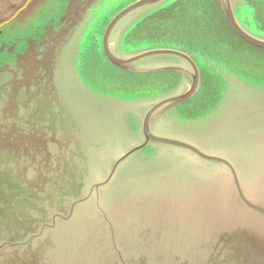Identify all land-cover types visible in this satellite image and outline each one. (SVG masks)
Listing matches in <instances>:
<instances>
[{
  "label": "water",
  "instance_id": "95a60500",
  "mask_svg": "<svg viewBox=\"0 0 264 264\" xmlns=\"http://www.w3.org/2000/svg\"><path fill=\"white\" fill-rule=\"evenodd\" d=\"M98 1L70 0L24 45L0 43V264H264V88L227 74L224 104H191L200 65L188 49L159 46L157 25L138 28L123 52L127 28L161 1L138 0L107 25L104 54L178 82L132 97L91 90L78 58ZM232 1L233 32L263 48ZM153 98L143 113L130 108ZM159 118L193 136L153 130ZM132 133L142 141L131 145Z\"/></svg>",
  "mask_w": 264,
  "mask_h": 264
},
{
  "label": "rangeland",
  "instance_id": "374dc122",
  "mask_svg": "<svg viewBox=\"0 0 264 264\" xmlns=\"http://www.w3.org/2000/svg\"><path fill=\"white\" fill-rule=\"evenodd\" d=\"M22 1L0 0V43L19 41L20 45H24L30 34L42 29L45 23L43 17L55 18L62 15L70 2V0ZM134 1L99 0L91 9L80 41L78 70L87 86L93 91L132 97L139 94L138 92L154 94L160 90L173 88L179 80V75L172 71L127 72L113 65L105 56L103 37L107 25L121 9ZM15 4L17 6L14 9L12 7ZM198 6L199 1H188L175 8V14L173 13L169 19L157 23L153 18L142 23L143 27L148 23L157 25V32L159 33L160 30V34H163L155 36L158 42L160 39L169 38L170 35L173 45L188 49L199 62L202 82L198 93L192 97L191 104L209 99L218 105L224 104L227 100L226 94L231 91L227 74L234 75L251 86L264 88V47L251 45L236 35L226 19L223 21L222 17H219L215 6L214 9L202 3ZM237 15L242 24L254 34L264 35V0H246V3L237 9ZM142 26L139 25V28ZM121 29L122 27L114 32L113 43ZM127 39L131 42L136 40L133 34L125 35L123 43ZM148 44L144 42L142 45ZM205 62L217 65L219 71H215ZM153 102L154 98L134 103L130 108L135 112L143 113ZM121 105L124 106L125 103ZM134 106H137V110ZM250 108L251 106H248V109ZM206 126L188 129L202 131ZM152 128L157 132L171 133L175 136L186 135L187 138L193 136L184 133L183 126L166 119L154 120ZM132 134L131 145L142 141L141 136L137 137V133ZM158 151L160 152V148Z\"/></svg>",
  "mask_w": 264,
  "mask_h": 264
},
{
  "label": "flooded vegetation",
  "instance_id": "af4514ba",
  "mask_svg": "<svg viewBox=\"0 0 264 264\" xmlns=\"http://www.w3.org/2000/svg\"><path fill=\"white\" fill-rule=\"evenodd\" d=\"M24 1V0H23ZM22 1V2H23ZM29 1V0H28ZM26 1V2H28ZM138 0H135L134 2H136ZM188 1H192V0H161L160 1V5L155 8L154 10L152 9L150 12L148 13H145V15L141 18H139L135 23H133L131 26H129L126 30V33L125 35H130V34H133L135 33L136 30H138L139 28V25L142 26V23H144L146 20L148 19H157V23L160 21V20H164V19H169L172 14L174 13L175 14V8H177L178 6H180L181 4H185L186 2ZM199 1V6H201V3L204 4V5H207L208 8H213L214 9V6L218 9V15L219 17L225 21L228 22L227 20V16L224 12V7H223V0H197ZM132 2V3H134ZM225 2V0H224ZM130 3V4H132ZM232 3H234L233 5L235 6L234 7V12L237 14V9L240 8L241 4H242V0H233ZM129 4V5H130ZM127 5V6H129ZM17 5L15 4V6H13L12 8L15 9ZM126 6V7H127ZM198 6V7H199ZM124 9V8H123ZM216 9V10H217ZM122 10V9H121ZM120 10V11H121ZM198 10V9H197ZM220 11V12H219ZM0 12H1V9H0ZM200 13V12H199ZM118 14V13H117ZM238 16V15H237ZM138 16H136L135 18H137ZM133 18H131L132 20ZM239 21H241V19L238 17ZM130 21V20H129ZM242 22V21H241ZM229 24V22H228ZM231 28L233 29L232 25L230 24ZM161 36L163 34H160V30H159V33H158V36ZM129 41L128 39L123 43L122 42V49H123V52L125 51H130L129 47H131V45L129 44ZM160 44V45H159ZM159 46L161 47H169V48H174V49H182L180 48V46H175L173 45V41H172V37L169 35V38L165 39V40H160V43H158ZM156 45V46H158ZM258 47V46H257ZM192 57L193 59L199 64V62L197 61V59L195 58V56L192 54ZM173 60L174 62H176L175 59H171ZM200 65V64H199Z\"/></svg>",
  "mask_w": 264,
  "mask_h": 264
}]
</instances>
